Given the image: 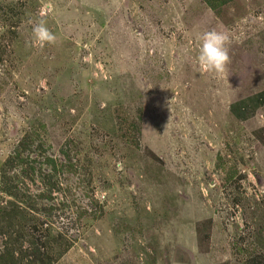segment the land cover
<instances>
[{
	"label": "rangeland",
	"instance_id": "374dc122",
	"mask_svg": "<svg viewBox=\"0 0 264 264\" xmlns=\"http://www.w3.org/2000/svg\"><path fill=\"white\" fill-rule=\"evenodd\" d=\"M263 99L264 0H0V264H264Z\"/></svg>",
	"mask_w": 264,
	"mask_h": 264
},
{
	"label": "clouds",
	"instance_id": "9594fccd",
	"mask_svg": "<svg viewBox=\"0 0 264 264\" xmlns=\"http://www.w3.org/2000/svg\"><path fill=\"white\" fill-rule=\"evenodd\" d=\"M33 41L36 44L55 42L56 37L49 30L44 20H39L32 28ZM228 37L216 30L206 31L201 36L200 50L197 57L199 69L204 72H222L229 62Z\"/></svg>",
	"mask_w": 264,
	"mask_h": 264
},
{
	"label": "trees",
	"instance_id": "16d2710c",
	"mask_svg": "<svg viewBox=\"0 0 264 264\" xmlns=\"http://www.w3.org/2000/svg\"><path fill=\"white\" fill-rule=\"evenodd\" d=\"M227 1H232V0H227ZM31 134H27V135H25V137L23 138V140H21V143H20V145L22 144V146H27L28 147V145L30 144V142H31V137H29ZM18 148V147H17ZM25 148L24 147H22V152H23V150H24ZM27 149V148H26ZM16 151V150H15ZM14 152V151H13ZM14 156L15 157H17V161H19L20 160V156H18V151H16L15 152V154H14ZM48 160H49V163H51L52 164V166H53V168L55 167V161L54 160H51L50 158H48ZM10 161H12V158H8L7 159V163L8 162H10ZM21 167H23V164H24V160H22L21 162ZM54 210H55V208L54 207H52ZM51 208V209H52ZM53 209H52V211H53ZM69 218H72V216L70 215L69 216ZM68 219V218H67ZM60 220H61V218H60Z\"/></svg>",
	"mask_w": 264,
	"mask_h": 264
},
{
	"label": "crops",
	"instance_id": "0c3cea01",
	"mask_svg": "<svg viewBox=\"0 0 264 264\" xmlns=\"http://www.w3.org/2000/svg\"><path fill=\"white\" fill-rule=\"evenodd\" d=\"M260 103H264V99L263 100H260ZM241 109V111H245V108H240Z\"/></svg>",
	"mask_w": 264,
	"mask_h": 264
}]
</instances>
